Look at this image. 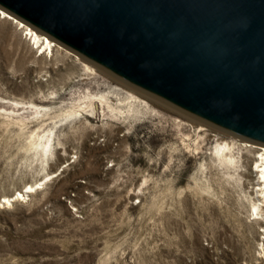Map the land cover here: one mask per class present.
Returning a JSON list of instances; mask_svg holds the SVG:
<instances>
[{
	"label": "rangeland",
	"instance_id": "374dc122",
	"mask_svg": "<svg viewBox=\"0 0 264 264\" xmlns=\"http://www.w3.org/2000/svg\"><path fill=\"white\" fill-rule=\"evenodd\" d=\"M150 99L0 18V264H264L248 141Z\"/></svg>",
	"mask_w": 264,
	"mask_h": 264
},
{
	"label": "water",
	"instance_id": "95a60500",
	"mask_svg": "<svg viewBox=\"0 0 264 264\" xmlns=\"http://www.w3.org/2000/svg\"><path fill=\"white\" fill-rule=\"evenodd\" d=\"M133 90L264 146V0H0Z\"/></svg>",
	"mask_w": 264,
	"mask_h": 264
},
{
	"label": "bare ground",
	"instance_id": "6f19581e",
	"mask_svg": "<svg viewBox=\"0 0 264 264\" xmlns=\"http://www.w3.org/2000/svg\"><path fill=\"white\" fill-rule=\"evenodd\" d=\"M0 18L5 19L7 21H10L12 23H16L17 26H20V28H22L24 30L25 36L29 38L30 42H32L33 44L34 43L38 44V49H42V52H45L47 54L52 55L54 48H56V47L60 48L61 47L56 42H54L53 40H51L48 37L36 32L32 28H30L28 25L24 24L20 20L14 18L13 16L9 15L8 13H6L5 11H3L1 9H0ZM86 67L88 69L93 70L87 64H86ZM138 93L140 95L150 99L149 96L144 95L140 92H138ZM133 97L139 98V97L134 96V95H133ZM156 101H154V102H156ZM157 102L161 103L159 101H157ZM243 145L245 146V148L248 151L254 152V154H255V161H254V166L252 168V171H254L257 174V176H258L257 182L259 185L255 189L257 201L252 203V210H253L252 214L260 215L262 213L263 206H264V146L256 145V144L251 143V142H245V143H243ZM234 148H235L234 142H226L224 146L221 145L216 152L217 156L219 158V161L225 165H234L237 162L236 156L234 153ZM48 177H50V176H48ZM43 184H44V182H39L37 184V188H40ZM33 188H34L33 185H29L25 192L17 191V193H15L11 197H4L3 199H0V207H3L4 205L11 204L12 202H14L17 199L25 198L30 192H33ZM263 245H264V243H262V251L264 250Z\"/></svg>",
	"mask_w": 264,
	"mask_h": 264
}]
</instances>
